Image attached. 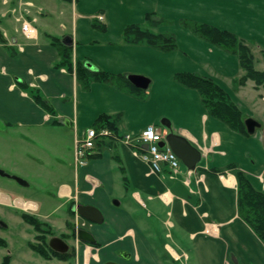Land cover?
I'll list each match as a JSON object with an SVG mask.
<instances>
[{
  "label": "crops",
  "instance_id": "obj_1",
  "mask_svg": "<svg viewBox=\"0 0 264 264\" xmlns=\"http://www.w3.org/2000/svg\"><path fill=\"white\" fill-rule=\"evenodd\" d=\"M151 12L170 20L153 30L172 32L175 50L122 41L123 28ZM23 19L36 28L33 38L22 33ZM182 19L264 47V0H0V237L7 243L0 263L9 254L10 264H264V242L239 215L237 179L226 169L235 164L264 190V92L250 79L236 87L237 56L198 37ZM50 36L71 46L73 66L87 60L127 79L142 75L147 88L101 81L82 87L74 72L53 67L59 54ZM182 71L211 77L258 126L245 135L211 116L198 91L175 80ZM25 86L38 90L49 108ZM101 114H120V135L148 124L182 135L200 150V160L189 176L180 161L170 178L167 165L154 173L141 149L113 140L97 142L95 154L76 166L75 139ZM79 204L96 207L102 221L83 219L73 210ZM23 213L46 223L49 249L55 236L66 251L35 252L29 244L39 232ZM76 220L93 243L78 240ZM13 223L33 236L29 251L17 256L4 253Z\"/></svg>",
  "mask_w": 264,
  "mask_h": 264
},
{
  "label": "trees",
  "instance_id": "obj_2",
  "mask_svg": "<svg viewBox=\"0 0 264 264\" xmlns=\"http://www.w3.org/2000/svg\"><path fill=\"white\" fill-rule=\"evenodd\" d=\"M170 22V20L159 17L156 13H146L142 23H131L126 25L122 31V41L127 44H145L161 51H172L177 48L176 37L169 31H155L154 27ZM180 23L190 29L198 37L220 47L224 51L237 56L242 74L234 80L236 87L244 85L247 80L254 81L256 88H261L264 92V70L256 68V62L264 63V49L259 48V57L254 53L255 42L246 40L236 34L218 27L193 20L182 19ZM0 31V42H3ZM50 43L54 45L59 54L58 60L53 63V67H63L68 72H74L82 87L88 88L91 81L110 82L119 87L130 86L136 89L126 75L111 74L94 68L91 62L76 61L74 66L71 57V46L62 42L56 36H50ZM175 80L181 85L198 91L203 107L208 113L226 123L231 129L249 135L246 128V116L238 108L230 95L211 77L203 76L196 72H177ZM34 100L45 109L49 108V103L36 89L24 87ZM120 114H101L97 117L94 127L99 129L107 127L113 134L120 135L117 131V122ZM112 137H103L97 142H113ZM96 146V145H95ZM95 148V147H94ZM94 153V151H93ZM92 153V155H94ZM234 173L237 179V204L239 215L254 230L256 235L264 242V190L255 189L245 173L238 169L235 164L226 167ZM22 218L31 224L39 233L36 235L37 242L30 243V247L38 254L48 257L49 249L46 245V233L49 228L46 223L31 215L22 214ZM45 228H47L45 230ZM46 232V233H45ZM0 246L6 247V240L0 237ZM53 255L60 256L59 253L51 251ZM0 264H10V255L3 256Z\"/></svg>",
  "mask_w": 264,
  "mask_h": 264
},
{
  "label": "built area",
  "instance_id": "obj_3",
  "mask_svg": "<svg viewBox=\"0 0 264 264\" xmlns=\"http://www.w3.org/2000/svg\"><path fill=\"white\" fill-rule=\"evenodd\" d=\"M24 3V2H23ZM31 5V3H26ZM99 20H103L102 14H97ZM21 31L27 38H33L36 34V28L30 22L23 19L21 21ZM166 131L158 125L148 124L138 133H125L121 135L113 134L107 127L99 129L90 126L87 127L84 134L75 139V165L82 166L87 163L88 157L93 153L96 141L103 137H112L114 140L120 141L128 146L133 147L137 151L140 158L146 162L154 173H160L163 169V164L167 165L169 169V177L175 178L180 172V160L176 154L165 143L161 146L159 143L164 140ZM146 145L144 149L142 146ZM192 172L187 169L185 175L189 176ZM186 176V178H187ZM185 178V179H186ZM83 222L75 221V233Z\"/></svg>",
  "mask_w": 264,
  "mask_h": 264
},
{
  "label": "water",
  "instance_id": "obj_4",
  "mask_svg": "<svg viewBox=\"0 0 264 264\" xmlns=\"http://www.w3.org/2000/svg\"><path fill=\"white\" fill-rule=\"evenodd\" d=\"M128 79L135 87L140 89H146L149 83V80L145 76L138 74H130L128 75ZM245 124L249 133H252L255 127L258 126V123L252 118H246ZM165 143L188 169L193 170L195 168L201 157V152L197 147L192 145L182 135L173 133L171 131L166 133L164 140L159 144L163 146ZM144 146L146 147V145ZM73 210L76 211L83 219L88 221L97 223L102 221V215L100 211L94 206L79 204L73 207ZM76 236L78 240L88 243L94 242L93 235L86 229H77ZM48 245L56 252H65L67 249L66 243L61 238L55 236L48 240ZM105 264L117 263L108 261Z\"/></svg>",
  "mask_w": 264,
  "mask_h": 264
},
{
  "label": "rangeland",
  "instance_id": "obj_5",
  "mask_svg": "<svg viewBox=\"0 0 264 264\" xmlns=\"http://www.w3.org/2000/svg\"><path fill=\"white\" fill-rule=\"evenodd\" d=\"M259 48H263V46H260L259 44H256L254 46V53L256 54V57L260 58L259 57V53L258 52V49ZM256 68L258 69H262L264 68V63L261 62V61H258L256 62ZM257 119H263V116L262 115H257L256 116ZM33 232V231H31ZM4 237L7 238L8 242H9V246L4 250V253L6 251V253H8V250H10L11 252L14 253V255L17 256V254H21L22 252H27L29 251L28 248H27V245H26V242L28 240H32L33 236L31 235H26L24 234V232L20 229V227L16 224V223H13L12 225V229L10 230V233H4ZM1 247H0V252H1ZM35 257L36 254H33Z\"/></svg>",
  "mask_w": 264,
  "mask_h": 264
}]
</instances>
